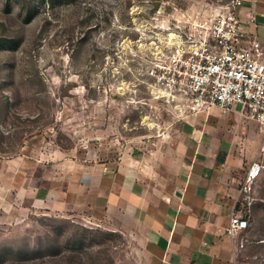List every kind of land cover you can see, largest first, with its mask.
<instances>
[{"label":"rangeland","instance_id":"obj_1","mask_svg":"<svg viewBox=\"0 0 264 264\" xmlns=\"http://www.w3.org/2000/svg\"><path fill=\"white\" fill-rule=\"evenodd\" d=\"M53 1L0 0V264H156L95 196L181 133L190 100L152 69L230 0ZM252 123L238 138L244 179L252 160L261 170L240 193L235 264H264V129Z\"/></svg>","mask_w":264,"mask_h":264},{"label":"crops","instance_id":"obj_2","mask_svg":"<svg viewBox=\"0 0 264 264\" xmlns=\"http://www.w3.org/2000/svg\"><path fill=\"white\" fill-rule=\"evenodd\" d=\"M236 10L264 43V0H244ZM185 120L155 160L135 158L114 173L113 187L100 189L94 204L137 227L156 264H235L227 228L248 163L238 138L254 137L252 120L240 105L226 114L192 110Z\"/></svg>","mask_w":264,"mask_h":264},{"label":"built area","instance_id":"obj_3","mask_svg":"<svg viewBox=\"0 0 264 264\" xmlns=\"http://www.w3.org/2000/svg\"><path fill=\"white\" fill-rule=\"evenodd\" d=\"M244 0H230L224 9L206 18L198 30L156 63L152 74L159 85L190 100L193 111L213 106L226 114L240 105L245 117L264 129V43L249 32L236 8ZM261 163L252 160L240 193L251 187ZM248 220L235 210L227 228L235 240Z\"/></svg>","mask_w":264,"mask_h":264},{"label":"trees","instance_id":"obj_4","mask_svg":"<svg viewBox=\"0 0 264 264\" xmlns=\"http://www.w3.org/2000/svg\"><path fill=\"white\" fill-rule=\"evenodd\" d=\"M51 1V3L52 4H54L55 3V1H53V0H50ZM58 3H63V2H69V1H73V0H56ZM53 242V246H54V250L53 251H55V252H53V253H55V254H58V253H60V251H61V246L59 245V243H58V240H54V241H52ZM71 260V259H70Z\"/></svg>","mask_w":264,"mask_h":264},{"label":"bare ground","instance_id":"obj_5","mask_svg":"<svg viewBox=\"0 0 264 264\" xmlns=\"http://www.w3.org/2000/svg\"><path fill=\"white\" fill-rule=\"evenodd\" d=\"M172 40V39H171Z\"/></svg>","mask_w":264,"mask_h":264}]
</instances>
